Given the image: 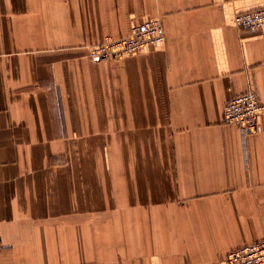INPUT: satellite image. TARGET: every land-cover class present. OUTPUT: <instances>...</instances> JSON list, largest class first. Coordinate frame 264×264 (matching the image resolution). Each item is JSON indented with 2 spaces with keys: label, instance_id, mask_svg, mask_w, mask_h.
<instances>
[{
  "label": "crops",
  "instance_id": "0c3cea01",
  "mask_svg": "<svg viewBox=\"0 0 264 264\" xmlns=\"http://www.w3.org/2000/svg\"><path fill=\"white\" fill-rule=\"evenodd\" d=\"M264 0H0V264H227L264 238ZM160 18L123 59L91 47Z\"/></svg>",
  "mask_w": 264,
  "mask_h": 264
},
{
  "label": "built area",
  "instance_id": "2783aa9c",
  "mask_svg": "<svg viewBox=\"0 0 264 264\" xmlns=\"http://www.w3.org/2000/svg\"><path fill=\"white\" fill-rule=\"evenodd\" d=\"M236 26L241 29L264 27V6L242 11L236 15ZM165 41L163 23L160 18H149L135 23L131 32L121 38L106 36L91 47L90 55L96 60L123 59L155 47ZM224 122L236 125L243 137L257 133L262 127L264 102L254 89L236 95L223 110ZM227 264H264V238L231 250L226 256Z\"/></svg>",
  "mask_w": 264,
  "mask_h": 264
}]
</instances>
